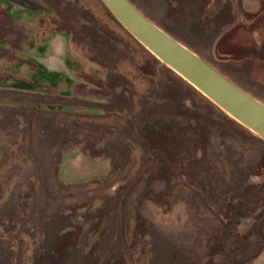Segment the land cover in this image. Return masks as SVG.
<instances>
[{"label":"rangeland","instance_id":"1","mask_svg":"<svg viewBox=\"0 0 264 264\" xmlns=\"http://www.w3.org/2000/svg\"><path fill=\"white\" fill-rule=\"evenodd\" d=\"M130 1L264 104V0ZM41 2L0 0V264H264V139L101 0Z\"/></svg>","mask_w":264,"mask_h":264},{"label":"water","instance_id":"2","mask_svg":"<svg viewBox=\"0 0 264 264\" xmlns=\"http://www.w3.org/2000/svg\"><path fill=\"white\" fill-rule=\"evenodd\" d=\"M41 9L35 0H8ZM115 18L154 56L237 122L264 139V104L222 75L198 54L146 17L130 0H101Z\"/></svg>","mask_w":264,"mask_h":264},{"label":"crops","instance_id":"3","mask_svg":"<svg viewBox=\"0 0 264 264\" xmlns=\"http://www.w3.org/2000/svg\"><path fill=\"white\" fill-rule=\"evenodd\" d=\"M152 21V20H151ZM154 22V21H152ZM155 23V22H154ZM157 26H159L161 29H163L165 32H167L170 36H172L174 39H176L178 42H180L181 44L185 45L187 48H189L184 42L180 41L177 37H175L174 35H172L170 32L166 31L163 27H161L159 24L155 23ZM190 50H192L193 52H195L196 54H198L195 50L189 48ZM199 55V54H198ZM200 56V55H199ZM201 57V56H200ZM202 58V57H201ZM206 60V59H205ZM214 68L217 69L216 66L212 65ZM218 70V69H217ZM220 72V71H219ZM221 73V72H220ZM222 74V73H221ZM224 75V74H222ZM225 76V75H224ZM226 77V76H225Z\"/></svg>","mask_w":264,"mask_h":264},{"label":"flooded vegetation","instance_id":"4","mask_svg":"<svg viewBox=\"0 0 264 264\" xmlns=\"http://www.w3.org/2000/svg\"><path fill=\"white\" fill-rule=\"evenodd\" d=\"M35 1H39V0H35ZM40 2H41V0H40ZM42 4H43V2H41ZM24 9V8H23ZM48 9V8H47ZM25 10H29V9H25ZM40 10V9H39ZM29 11H32V10H29ZM42 67V68H40L41 69V71L43 72L44 70H47L48 68H46L47 66H46V64H45V66H44V64L43 63H40V65H39V67Z\"/></svg>","mask_w":264,"mask_h":264},{"label":"trees","instance_id":"5","mask_svg":"<svg viewBox=\"0 0 264 264\" xmlns=\"http://www.w3.org/2000/svg\"><path fill=\"white\" fill-rule=\"evenodd\" d=\"M132 2V1H131ZM136 6V5H135ZM137 7V6H136ZM138 8V7H137ZM139 9V8H138ZM140 10V9H139ZM141 11V10H140ZM142 12V11H141ZM143 13V12H142ZM144 14V13H143ZM145 15V14H144ZM146 17H148L147 15H145ZM149 18V17H148ZM150 19V18H149ZM151 20V19H150ZM205 60V59H204ZM206 61V60H205ZM206 62H208V61H206ZM209 63V62H208ZM210 64V63H209ZM211 65V64H210ZM212 66V65H211ZM213 67V66H212ZM40 68H42L41 66H40ZM216 69V68H215ZM217 70V69H216ZM44 72V74H46V75H48L49 74V72H48V70H44L43 71ZM50 75V74H49ZM54 76V75H53ZM235 84V83H234Z\"/></svg>","mask_w":264,"mask_h":264}]
</instances>
